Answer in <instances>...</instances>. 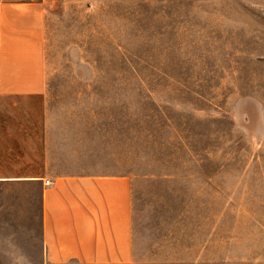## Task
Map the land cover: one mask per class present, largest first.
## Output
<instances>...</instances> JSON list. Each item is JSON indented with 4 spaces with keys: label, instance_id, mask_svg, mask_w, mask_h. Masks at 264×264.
I'll return each instance as SVG.
<instances>
[{
    "label": "rangeland",
    "instance_id": "374dc122",
    "mask_svg": "<svg viewBox=\"0 0 264 264\" xmlns=\"http://www.w3.org/2000/svg\"><path fill=\"white\" fill-rule=\"evenodd\" d=\"M44 1L45 174L131 175L135 264H264V0ZM41 244L0 183V264Z\"/></svg>",
    "mask_w": 264,
    "mask_h": 264
},
{
    "label": "crops",
    "instance_id": "0c3cea01",
    "mask_svg": "<svg viewBox=\"0 0 264 264\" xmlns=\"http://www.w3.org/2000/svg\"><path fill=\"white\" fill-rule=\"evenodd\" d=\"M45 16L44 0H0V183L41 184L43 264H135L133 177L41 168Z\"/></svg>",
    "mask_w": 264,
    "mask_h": 264
},
{
    "label": "built area",
    "instance_id": "2783aa9c",
    "mask_svg": "<svg viewBox=\"0 0 264 264\" xmlns=\"http://www.w3.org/2000/svg\"><path fill=\"white\" fill-rule=\"evenodd\" d=\"M46 183L49 184L50 183V180H46Z\"/></svg>",
    "mask_w": 264,
    "mask_h": 264
}]
</instances>
